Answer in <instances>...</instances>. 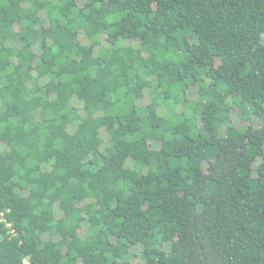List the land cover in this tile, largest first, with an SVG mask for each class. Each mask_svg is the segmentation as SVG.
<instances>
[{"label": "trees", "instance_id": "16d2710c", "mask_svg": "<svg viewBox=\"0 0 264 264\" xmlns=\"http://www.w3.org/2000/svg\"><path fill=\"white\" fill-rule=\"evenodd\" d=\"M264 264V0H0V264Z\"/></svg>", "mask_w": 264, "mask_h": 264}, {"label": "built area", "instance_id": "2783aa9c", "mask_svg": "<svg viewBox=\"0 0 264 264\" xmlns=\"http://www.w3.org/2000/svg\"><path fill=\"white\" fill-rule=\"evenodd\" d=\"M24 264H30L29 262L25 261Z\"/></svg>", "mask_w": 264, "mask_h": 264}]
</instances>
